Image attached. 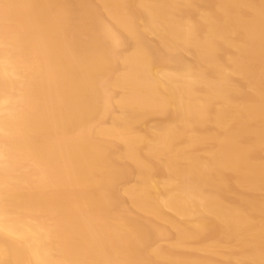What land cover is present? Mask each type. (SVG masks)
Returning a JSON list of instances; mask_svg holds the SVG:
<instances>
[{"label":"bare ground","instance_id":"bare-ground-1","mask_svg":"<svg viewBox=\"0 0 264 264\" xmlns=\"http://www.w3.org/2000/svg\"><path fill=\"white\" fill-rule=\"evenodd\" d=\"M0 264H264V0H0Z\"/></svg>","mask_w":264,"mask_h":264}]
</instances>
